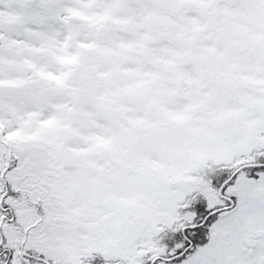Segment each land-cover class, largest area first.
Listing matches in <instances>:
<instances>
[{
	"label": "snow or ice",
	"instance_id": "obj_1",
	"mask_svg": "<svg viewBox=\"0 0 264 264\" xmlns=\"http://www.w3.org/2000/svg\"><path fill=\"white\" fill-rule=\"evenodd\" d=\"M0 264H264V0H0Z\"/></svg>",
	"mask_w": 264,
	"mask_h": 264
}]
</instances>
